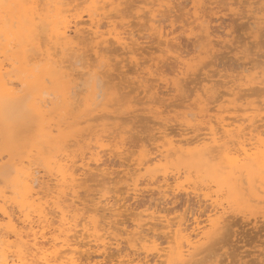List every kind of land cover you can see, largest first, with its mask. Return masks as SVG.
<instances>
[{
    "label": "bare ground",
    "instance_id": "1",
    "mask_svg": "<svg viewBox=\"0 0 264 264\" xmlns=\"http://www.w3.org/2000/svg\"><path fill=\"white\" fill-rule=\"evenodd\" d=\"M130 1L132 2L133 0H0V3L3 4V7H0V103H4V106H5L2 111L4 112L7 119H11L14 122H23L28 117L33 118L34 121L36 122L35 129L32 132L31 131L28 132L29 131V128L27 129L28 126H25L26 127L25 129L23 128L24 129L23 131L27 134L26 135L27 142H25V146L22 145L23 150L21 151L20 154H18L17 157H14L11 153L5 152L4 150L0 151V264H124V263L125 264H221V263L223 264V262L221 260L223 258L217 259L214 256L215 254L211 252L212 246H210V244L213 245L214 242L216 243L217 238H218V241L220 240V242H221V240H222V238L220 239L221 235L223 238L225 237L224 238L225 240L227 239L226 238L227 233H226V235L224 233H225V231L227 232L226 229H228V226L231 224V223L230 224L228 223L229 222L228 219L231 216V214L230 215L228 214L229 217L227 216V213H229L228 212L229 207L225 205L226 201L224 202L225 203L224 204L221 201V199H219V197L214 198V196L212 194H214L216 190L215 191L213 190L214 193H212V194H210L208 191V194L205 195V196H207V197H205V200H206V198H208V196L212 200V202L209 200L211 203V207H212L211 210L209 211L210 213H208L206 218H204L205 220H202L200 218V216L197 215L196 217L193 218L192 224L188 223L189 221H188V218L186 217L185 212H183L182 214H179V215L176 214V217H174V218L170 217L169 216L170 209L164 205L160 206V204H161L160 202H158L160 204H158L157 202H155L153 204V202L151 201L150 204L147 203L149 205H147L146 208L143 207L144 208L143 210H139L140 209L139 207L133 206L132 203H130L129 201H131L130 197H132L134 200L136 198H138V196L141 193V190L143 191V189L140 187V184L143 183V182H141V180H143L141 178L143 176L146 177L145 175L142 174L143 169H145V173H148V175L146 174L148 176L146 178L147 179L149 178V180H147L145 178H144V180L149 181L147 183H149L148 185H151L150 183H153L151 180L154 181V180L158 179L159 177L161 178V176H162V175L159 176L160 173L156 174V173H154V171L152 172V168L154 166L159 165V163H161L163 160H169L170 157H173L172 159H174V157H177V159H180V160L185 161V162L186 161L187 162H189V161H207L210 159L211 160L216 159V160L221 161L224 164H227L226 168L231 169L232 175H235L237 173L242 174V175H248V174L254 175L256 178V181H258V183H259L260 188L264 189V115H263L264 107L263 108L261 106L259 107L258 103H257L258 106L254 105L251 107L250 104L256 103V101L255 102L250 101V103L247 102V103H249V105H248V107H245L246 109L241 108L243 105L239 108V106L237 104L239 98H240L239 101H241L243 99H247L249 96H251V94H254V96H255V92H261V89H263L262 87L264 85V76H263V78H261L260 72L257 70V63L255 64L256 60H254L255 61L254 62L253 60H251V58H250V61L253 62V63H251V66L248 64L250 67L245 66V68H242V70L238 74L236 73L237 75L235 74L236 76L234 78L229 79L230 81L225 80L227 83H232V84L230 86H228L229 87L228 90H226V91L224 90L225 92L224 93L221 92L222 94L220 93L221 98H223L227 95L233 96L231 98L230 102H232V104L235 105L236 110L238 108H239V111L243 109V111H242L243 113H245L244 111L247 110L244 115H240L238 117H236L237 116L236 113H235L236 114L235 117L233 114H232L233 116L230 115L234 118H232V117L227 118L228 115H227V117L226 116H222V117L217 116L218 117L216 119L217 122L215 120H214L215 122L213 120L207 121L208 124H205L204 128L203 127L200 128L198 125H200V123H203L202 119L205 118V115L202 114L204 117H202L201 120H198L197 117L196 118L194 117L195 113L193 114L192 112L184 113V118L181 119V121H179V124L176 123L178 125V126L177 125L176 126L179 127L177 129L170 127L168 121L165 123H162L161 124L162 126H160L159 132H158V134H160V135L158 136L157 132L152 133L153 139H154L153 140L154 142L152 143V145L154 144V147L153 148L152 147L147 148L146 147L147 145H145L146 149L143 148L144 149V156L142 158H140L138 162H137V160H135L134 163L132 162L133 163L132 165L133 166L135 165V167L132 169L134 171H132V172L127 171V170L131 169V168H129V166L131 164L127 160H129V159H130V161L134 160V159L130 158V155L133 154L130 151V148L132 146L128 145V142H129V141H127L128 137L127 138H126V136L122 137V133H121L122 138L119 141L118 146L116 147L117 148L116 152L115 151H111L112 153L109 152L111 155L112 154H114V156L116 155L115 156L116 158L119 157L120 161L118 160L117 165H119L120 167H123V168H121V170L115 169L114 166H111V164L109 165L110 162L107 163V161H105L103 159L104 156L102 155V152L104 151V149H102V148H100V149H102L103 151L101 150V153H100V151L99 150L97 151V149H95V151H92V150L89 151V147L91 149V146H88V149L87 148L86 149L90 152L89 156H87L89 154V152H86L83 149L85 147L81 148V146H80L79 149H83L82 151L80 150V154L75 153V152H78V150L74 152V151H71L70 149H68V147L69 148L71 147V146H68L69 141L72 138H77V136L80 133H82L81 131L84 130L82 127L83 123H88L91 119L93 121L98 120V117H96V115H94V114H96L100 111H103L104 109L107 108V107H103L102 104L104 103L103 101L105 98V91H104L105 85L104 84L108 80L103 81L104 77H103V79L99 77L101 75H104L103 73H105V71H103V69H100V68H103L102 62L108 68V66L111 65L113 61L111 63L106 61V60L103 61L105 56L102 55L101 53L106 52L107 48H109V50L114 49L115 52L117 51V53L120 54V59H118L119 56H118V58L117 57L114 58L113 57L114 54H111V55H113L112 60L115 59V61H118V63L125 61L124 65L125 64L127 65L126 62L127 61L129 62V60H127L129 57H130V62L131 61L133 62V60H134L133 55H137V53L138 54L143 53V50L145 52H148L147 50H145L146 44L144 45L143 50L141 48L142 52H140L138 50V49H140L139 44L141 42L138 43L137 40L139 38L136 40L135 36H137V35H134L133 34L134 32L130 31L133 28H131L129 30L130 31L129 32V31H127V27H129L130 25H128L126 23L120 24L117 21V19L120 18V14H121L120 10L123 9L121 7V5H124L123 3H125V2L128 3ZM135 1H137V0H135ZM144 1H143V3H144ZM201 1L203 3H205L203 0H201ZM224 1L226 2V0H224ZM131 2H130V4H133ZM140 2H141V0H140ZM216 2H218V1H216ZM219 2H221V0ZM228 2L232 4V2H230V0ZM253 2L249 0L250 4H252ZM255 2L257 4L258 1L256 0ZM127 3H125V4H127ZM145 3L148 4L147 2H145ZM153 3H155V2H152V4ZM166 3H167V6H171V4L173 2L171 0H167ZM208 3H210V2H208ZM221 3L223 4V0ZM234 3H236V2H234ZM234 3H233V5H235ZM149 4H150V2H149ZM152 4H150L149 6H152ZM180 4H181V2H180ZM205 4L207 5V3H205ZM218 4L220 5V3H218ZM134 5H136V4H134ZM162 5H163V2H162ZM162 5H160V7ZM201 5H202V8H204L203 6L206 7V5H203V4H201ZM227 5H229V4L227 3ZM241 5H243V3ZM153 6H154V4H153ZM176 6H177V4H176ZM197 6L198 5L195 6V9L193 11V15L190 13L193 10V8H192V10L190 9V11L187 12V14L190 13L192 15V17L190 16L188 19L193 18V20L188 21V22H190V31L193 34V32L195 30V26H196V25H193V23L196 22L199 27L200 26L202 27V30L201 29L200 30L203 33V37H201L202 39L200 38V40L203 41V38H205L206 42L205 41H204V43L198 42L199 44L196 45L195 48H197L200 44L203 43L204 48L205 49L207 48L208 50L211 51L212 49H214L216 47L217 44L224 43V42H226V40L228 41L229 39H227L225 37L222 38L220 33H219L220 35L218 33H216L217 30H211L212 25H209V23H211V22H209L207 20L209 22V23H207L206 18H205V14L207 12L206 13L204 12L205 13L204 15H203V13L201 14L202 10L201 11L198 10L199 8ZM129 7L132 8V6H129ZM243 7H244V5H243ZM128 8L126 9V11L131 9V8L130 9H128ZM169 8H172V6ZM207 8H205L206 10L203 9V11L204 10L207 11ZM157 9H160L159 11L162 10L161 8H157ZM164 9H167L166 5H165ZM176 10H178V9H176ZM188 10H189V8H188ZM247 10H249V9H247ZM162 11H164V10H162ZM167 11L168 10H166V13H167ZM240 11H243V10H240ZM240 11H239V13H240ZM244 11H243V13H244ZM250 11H252V9ZM262 11H263V9H262ZM85 12L88 15V17L86 16V18H88L89 21L86 20V18L84 17L85 15L83 13H85ZM148 12L152 15V18L150 19L151 24H152L151 28L155 29V31H156V33H158V37L160 39V41L158 43L165 45V51L166 52H174V51L176 52L175 48H178L177 46L180 47V41H178L180 36L178 37V36L173 35L175 33V32H173L174 29L172 31L169 30V29H172L174 27L169 28L167 30V28L163 27L164 25L162 27H160V25H162V23H163V22L161 23L160 21H159L160 25L158 22L159 27L157 25L155 26V24L157 22V20H156L157 14H155V11L152 8ZM148 12H146V14ZM122 13H123V11H122ZM125 13L126 12H124V14ZM262 13L263 12H261V14ZM261 14H259V15H261ZM121 15L123 17V14H121ZM145 15H144V17H145ZM162 15H163V13H162ZM162 15H160V17ZM127 16H128V14H127ZM105 17L107 19H109L107 25L110 28L107 26L109 28L108 31L107 30L105 31L104 29H102V27L104 26L103 25L104 23H102V24L100 23V20L102 18L106 19ZM148 17H150V16L146 15L145 18L149 19ZM206 17H207V14H206ZM208 17H209V15H208ZM210 17L212 19V16H210ZM210 17L208 19H210ZM238 19H239V17H238ZM259 19H260V17H259ZM262 19H263V17H262ZM248 20H249V18H248ZM120 22H122V21H120ZM134 22L137 23V21L132 20V24ZM179 22H181V21H179ZM141 23H143V22H141ZM246 24L244 26H247ZM254 24H257V23H254ZM133 25L135 26V23ZM166 25H168V24H166ZM172 25H175V23ZM186 26H188V24H186ZM182 27L183 26H181V29H182ZM249 27H246V29H249ZM254 29H255V27H254ZM135 30H136V28L134 29V31ZM214 31H216V32H214ZM262 31H264V30H262ZM141 32H142V30H141ZM218 32H219V30H218ZM253 32L254 31H252L251 33H253ZM148 34H150V33H148ZM228 34H230V33H228ZM260 34H259V36H260ZM139 35H141V34H139ZM195 36L197 37L199 35H195ZM259 36H257V37H259ZM261 36H262V34H261ZM228 37H229V35H228ZM249 37L250 36H247L246 38L248 39ZM144 38H146V37H144ZM140 39H141V37H140ZM198 40H199V37L197 38V41ZM215 40L217 41V43L215 42ZM258 40L260 41V39H258ZM229 41H231V40H229ZM242 41H244V40H242ZM261 43H262V41L260 42V45H262ZM108 44L111 45V48L109 46H107ZM194 44H195V42H194ZM249 44H248V46H249ZM113 45H115L116 47L113 48L112 47ZM135 45H136V47L137 46L138 47L136 48ZM243 45L245 46V44H243ZM224 46H226V44ZM87 47L91 48V49L89 48V50H92L91 52L94 53V55L96 56L95 58H99L98 60L102 61V62L101 61L98 62V64H99L98 68H97L98 64H96V67H95L94 61L91 62L89 59H87L88 55H89L88 54L89 50H87V52L85 51V48H87ZM217 47H218V45H217ZM252 47H253V44H252ZM154 48L157 49L156 47H154ZM247 48L249 49V47H247ZM103 50H106V51H103ZM216 50H218V48ZM245 50H246V48H245ZM137 51H139V52H137ZM155 52H157V50H155ZM229 52H231V51H229ZM237 52H238V49H237ZM117 53H115V55H117ZM196 54H197V52H196ZM262 54H263L262 56H264V52ZM111 55L109 54V56H111ZM122 55L123 56L124 55H127V56L130 55V56H128V57L126 56L125 57L126 59H125V58H122L123 57ZM210 55H213V54H210ZM245 55H249V54H245ZM138 56H141V55H138ZM148 56H150V55H148ZM163 56H164V54H163ZM85 57H87V58H85ZM180 57H181V54L175 56V58L177 60V62L175 60V63H177L176 65H177L178 70H181L182 64H185L184 59H182ZM211 57H213V56H211ZM143 58H144V56H143ZM90 59L94 60V58H90ZM139 59H141V58H139ZM167 59H169V58H167ZM252 59H255V58H252ZM98 60H96V61H98ZM96 61H95V63H96ZM147 61H148V59H147ZM165 61H166V59H165ZM210 61H211V59H210ZM260 61H261V59L258 60V64L260 63ZM261 62H263V61H261ZM100 63L102 64V66ZM118 63H116V64H118ZM159 63H161V61ZM206 63L204 62V65H203V62H202L201 64L203 66H205ZM148 64H149V61H148L147 65ZM124 65H123V67L125 68L126 65L125 66ZM153 65H154V63H153ZM208 65H206V66H208ZM113 66H114V64H113ZM132 66L133 65L131 64V66H129V67H132ZM175 66L173 67L174 68L173 70H175ZM94 67L97 70L99 69L98 70L99 72L95 71ZM153 67L154 66H151L150 68L147 69V72H145L146 74H148V76L152 77L155 75L156 72L154 73L155 69L153 71V69H152ZM142 68H144V67H142ZM158 68L160 69V67H158ZM187 68L189 69V67H187ZM201 68L202 67H200L199 69H201ZM118 69H119V66H118L117 70ZM133 69H134V67H133ZM162 69H161V71H162ZM196 69H198V68H196ZM114 70H116V69H114ZM175 71H177V70H175ZM141 72H139V74L137 76L138 78H140V76H139L140 74L141 75L143 74V72L142 73ZM166 72H167V70H166ZM171 72H173V71H171ZM178 72H180V71H178ZM145 73H144V75L141 76L142 79H138V78H136L137 80L134 79V80H136L135 82L140 83V84L135 83V84H138L137 85L138 89H139V87H143V86L147 87V85L149 83L148 84H146V83L151 80L150 78H149L150 79L149 81H148V79L143 80L146 78V77L145 78L143 77V76H145ZM86 74H88L89 76H92V77L98 76L100 79L97 78L98 79V80H96L97 82L91 84L90 78L88 76V81L85 80L86 82L84 83V81H82V80ZM119 74H121V73L119 72ZM122 74H123V72H122ZM200 74H201V72H200ZM115 75H116V73H115ZM115 75L113 73L111 75V73H110L109 76H111V77H109L108 75H106L105 77L108 76L110 79H112V78L114 79L115 77H113V76H115ZM187 76H189V75L187 74ZM228 76H231V75H228ZM92 77H91V79H93ZM124 77H127V75H125ZM208 77H210V76H208ZM131 78H133V77H131ZM118 79H121V78H118ZM124 79H126V78H122L123 81L118 80L117 82L121 81L122 83H124V81H125ZM152 79L154 80L153 77H152ZM195 79H193V80H195ZM204 79H207V78H205V76H204ZM128 80H126V81L129 82ZM212 80H210L208 78V82L212 81ZM110 81H108V83ZM169 81H170V79H169ZM48 82H50V84H52L53 87H50L51 85L48 86V84H49ZM87 82H89V84H86ZM171 83H172V81L170 82V84ZM129 84H131V83L129 82ZM198 84L200 85L201 83H198ZM123 85L126 86V84H123ZM221 85H223V84H221ZM257 85L258 86L260 85L259 88L257 87ZM261 85H262V87H261ZM129 86H131V85H129ZM134 86H136V85H134ZM182 86H183V83H182ZM213 86H215V85H213ZM118 87H119V85H118ZM151 87L152 88L148 87V89H145L146 91H144V90L143 91L146 93V92H150L151 89L155 90V88H156L155 85H151ZM158 87L160 88V86H158ZM158 87H157V89H158ZM211 87L212 86H210V88ZM120 88H121V86H120ZM184 88L185 87H183V89ZM199 88H200V86H199ZM256 88L259 89V91H257ZM133 89L134 88L132 86L131 90H133ZM141 89H143V88H141ZM157 89L154 92H155V94L158 95V94H160V92L162 90H160V92H158L159 90H157ZM131 90L129 92L128 91L127 92L131 94ZM134 90L132 92H134ZM147 90H150V91H147ZM166 90L167 89H165V91ZM138 91H137V93H138ZM242 91H244V94L243 93L240 94ZM174 92H175V90H174ZM141 93L142 92H140V94ZM218 93L219 92L216 93L217 99H215V101H219L221 99V98L218 99V97H220V96H218ZM262 93L264 94L263 90H262ZM129 95L127 94V96H129ZM134 96L137 97L138 94L134 95ZM144 96H145V94H144ZM144 96H143V98H144ZM178 96L180 97V94ZM203 96H204V94H203ZM156 97H155V99H158L160 96H158V98H156ZM183 97H185V96H183ZM187 98H188V95H187ZM211 98L213 100V97H211ZM215 98H216V95H215ZM256 98H258V97H256ZM136 99L137 100H135V98L132 99V102L130 100V103H132V106H130L131 108L135 107V105H136L135 103H137V104L142 103L143 104V103L149 101V100H145L144 102L142 100L140 101L138 97ZM140 99H142V98H140ZM153 99H152L153 103L154 102L158 103L159 101L161 102V100H158V102H157ZM159 99H161V97ZM126 100L128 101L129 98L128 99L125 98V101H124L125 104H126ZM133 100H134V102H133ZM152 101L150 100L149 102H152ZM200 101H201V103L203 102V100H200ZM160 102H159V106H157L156 109L161 108ZM212 102H210V103H212ZM156 103H155V105H156ZM175 104H176V101H175ZM103 105H105V103ZM112 105L113 104H111V107H112ZM123 105H124V103H123ZM162 105H164V104H162ZM105 106H108V104ZM136 106H139V105H136ZM170 106L171 105L168 104L169 109H171ZM181 106L182 105H180V107ZM189 106L192 107V105H189ZM249 106L251 107V111L253 112V114L252 113L248 114V112L250 113V111H248V109H250ZM165 107H167V106H165ZM185 107L186 106H184V108ZM76 108L77 109L79 108L80 110L83 111L82 112L83 114L81 113V115H83V116L80 117L79 120L73 119L72 122H69V121L67 122V120H65V122H64L63 119H61L62 116H65L67 113L75 110ZM143 108H145V107H143ZM212 108H214V107H212ZM194 109L196 110L197 108H194ZM138 110L136 109V111H138ZM140 110H142V109H140ZM204 110H205V108H204ZM212 110H215V109H212ZM113 111L115 112V110H113ZM116 111H117V109H116ZM221 111L223 112L224 110H221ZM119 112H121V111H119ZM218 112H220V111H218ZM104 113H105V111H104ZM179 113H181V112H179ZM118 114L119 113H117V116H118ZM127 114H128V112H127ZM188 115H191L192 117L190 118ZM196 115L197 114H195V116ZM202 115L198 114V116H202ZM91 116L92 117L94 116V118H92ZM107 116H109V115H107ZM145 116H147V115H145ZM59 117H60V119H59ZM127 117H122V119H125V118L127 119ZM142 117L144 119V116H141V119H142ZM148 118L150 120L151 116H148ZM170 118H168V120ZM139 120L140 119H138V121ZM171 120H173V118H171ZM176 121H178V120H176ZM141 122H142V120H141ZM207 122H205V123H207ZM213 122L218 123V124L215 126V124H212ZM32 123L30 126H32ZM135 123H138V122H135ZM135 123H134V125H135ZM156 123L157 122H155V124ZM160 123L161 122L159 121L158 124L160 125ZM145 124H146V122H145ZM18 125H20V124H18ZM171 125H173V124H171ZM23 126H21V127H23ZM124 126H125V124H124ZM148 126H149V124H148ZM32 127H34V126H32ZM144 127H146V126L144 125ZM116 128H118V127H116ZM105 129L108 130L107 128H105ZM124 129L125 128H123V131H124ZM136 129H137V127H136ZM155 129H157V128H155ZM247 129H250V132L247 133V131H245ZM98 130L99 129H97V131ZM108 132H110V131H107L106 134ZM116 132H117V130H116ZM90 133H91V131H90ZM113 133H114V130H113ZM123 133H126V131ZM0 134H2L1 131H0ZM111 134L112 133H109V135H111ZM88 135H90V134H88ZM118 135L114 134L113 136H115V138H116V136L118 137ZM84 136H85V134H84ZM130 136H132V135H130ZM137 136H138V134H137ZM104 137H106V136H104ZM91 139H93V138H91ZM159 139H163V141L159 142V143L158 142L155 143V140L157 141ZM1 140L2 139H0V141ZM99 143H100L99 146H103V144H104V143H102V141H100ZM74 144H76V143H74ZM81 145L84 146L83 144H81ZM140 145H142V143H140ZM148 146H149V144H148ZM104 152H106V151H104ZM128 152H131L132 154L130 153V155H127L129 157L125 156V158L127 160L123 159L124 155L128 154ZM133 152L135 153L134 150H133ZM7 156L9 157V160L5 161ZM11 161H14V164L12 163L13 165L7 166L8 162H11ZM114 162H116V161H114ZM162 169L163 168H160L158 170H162ZM201 171H202V169H201ZM122 172L125 174L126 179H125L124 175H122L123 177L120 176L119 179H121V178L125 179V180L121 179V181L124 182L123 183L124 186L119 187V189L117 191H115V193L117 194V195L115 194L116 195L115 197H110V195L108 196L107 194L109 193V190L105 189V188H108V186H105V185H108V183L113 184L114 182H117L119 184V179L117 180V178H118L119 174H121ZM169 172L171 173V170H169ZM168 173H163L162 179L155 181V182L160 181L159 184H158V182L156 183V185L158 184L156 189H158V192L161 194V197H162L161 199H165V200H167L169 198V196H171V194H173L176 197V196H178V195H176L178 192H180V191L184 192V190L186 191V189L184 187V186H186V184L185 185L183 184V181L181 180L180 173L176 172L177 174L173 175L172 180L169 177L171 175L170 174L168 175ZM172 174H173V172H172ZM157 176H159V177L157 178ZM100 177H102V178H100ZM1 178L2 179L5 178V179L1 180ZM95 180H98L100 183L102 182L104 185H102V183L99 184V182H97V183L99 185H101L102 188L104 187V189H103V191H100V192H99V190L97 191L98 194L101 193L100 196H98L96 193L95 194L97 196L94 195V193H91V194H93L94 197L89 196L90 198H92L91 201H93L92 206L89 207L88 205H85L88 202L86 200L88 198L85 199L87 201L85 203L82 200L84 197L81 198V196H80V194H81L80 190H84V188H86V187H84V185L88 181L89 182H91V181L95 182ZM2 181H4L3 184H1ZM193 181L194 180H192V182ZM89 182H88V185H89ZM244 182H246V184H247V181H244ZM147 183L145 182L146 185H147ZM194 183L195 182H193V184ZM118 184H115V185H118ZM194 186L195 185H193V188L195 189ZM196 186H197V184H196ZM208 186L210 187V186H212V184L208 185ZM82 187H84V188H82ZM199 187L201 188V185H199ZM100 188L101 187H99V189ZM120 188H122V189H120ZM188 188H189V186H188ZM230 188H231V192L233 194V192L235 191V188H233V187H230ZM86 189L88 190L89 188H86ZM111 189L112 188L110 187V192H112L113 190H116L117 188L116 189L113 188L112 191H111ZM198 189L199 188H197V190ZM206 189H209V188H206ZM104 190H105V193H103ZM188 190L186 192H188ZM106 191H108V193H106ZM194 191H196V190H194ZM217 192H218V190H217ZM222 192H223V189H222ZM260 192H262V191H260ZM246 193L247 192H245V194ZM125 194L126 195L128 194V196H123ZM188 194H190V192H188ZM217 194L218 193H216L215 195L217 196ZM85 195H87V194L85 193ZM218 196H219V194H218ZM220 196L222 197V195H220ZM241 196H243V195H240L238 198L240 199ZM95 197H97V198H95ZM198 197H200V196H198ZM170 199H171V197H170ZM134 200H132V202H134ZM250 200H252V198H250ZM135 201H137V199ZM174 201H175V199H174ZM174 201H172V202H174ZM254 201H256V200H254ZM263 202H264V200H263ZM162 203H164V202H162ZM257 203H262V202L259 201ZM81 204H83V207H84V205L88 206V208L82 207L83 209H87L85 212H82V214L78 211L81 209V208H79V205H81ZM145 204H146V202H145ZM138 206H140V204H138ZM141 207H142V205H141ZM229 211H231V210H229ZM259 211H258V213L260 215L262 214L260 212H264V211H260V212ZM233 217H234V215H233ZM239 219H241V218H239ZM233 221H235V220H233ZM238 221H240V220H238ZM127 223H129L128 226L126 225ZM232 223H234V222H232ZM235 224H237V223H235ZM120 225L122 227L123 226H126V227L122 228ZM80 226L82 227V229L79 230L78 227H80ZM232 226H229V227H232ZM245 226H243V227H245ZM158 229H164L165 230L163 236H165L167 238H165L166 241H165V243L164 242L163 243L166 245H162L163 244L162 241L159 242L158 237L161 235L160 232L163 233L164 230L160 231ZM121 230H123V232H121V233H123V234L126 233L125 234V235H127L126 238L122 237V235L120 233ZM228 230H230V228ZM79 231L82 233H80ZM154 231H158V235L159 234L160 235L158 236L157 232L155 233ZM229 232H228V237H232L233 232L232 233L230 232L231 236H229L230 235ZM254 233L256 234V232H254ZM85 235H87V237H92V238L90 240H87L86 242L77 240L79 237L85 236ZM223 235H225V236H223ZM87 237H84V239H86ZM161 237H159V238H161ZM262 237H263V235H262ZM224 239H223V243L221 242L222 245L225 244V242H226V241H224ZM218 241H217V243L219 244ZM247 241H246V243L250 244V242L248 243ZM92 242L94 243L95 248L93 247ZM123 242L125 243L124 244L125 246H122ZM251 242H252V240H251ZM126 243L128 244V246H126ZM228 243H229V240H228V242H226V244H228ZM218 244H215V246ZM234 245L235 244H233V246ZM208 246L211 247V248L209 247L211 251L208 250L209 249ZM83 247L85 249H83ZM218 247L220 248V246H218ZM234 247H240V246H234ZM234 247H233V249H234ZM93 248L95 251L92 250V252L93 253L96 252L95 255H92L93 253H91L89 251ZM113 249L116 250V253L114 254V251H115L114 250L112 252L113 254H110L111 252H109V251L113 250ZM237 249L238 248H236L235 251ZM216 250H218L217 247H216ZM235 251L233 253H237ZM83 252H86L87 255H84L85 253L83 254ZM232 252H231V254H232ZM216 253H217V251H216ZM131 254L133 256H131ZM222 254H224V253L222 252ZM136 255H138V256L136 257ZM233 255L236 256V254H233ZM229 256H231V255H229ZM235 256H233V258ZM241 256L243 257V255H241ZM98 257H101V258L103 257L104 260L106 259V261L100 262V259H98ZM106 257H108V260ZM133 257H136V258H133ZM225 258H227V257H225ZM238 258L236 261H238ZM225 260L226 259H224V261ZM231 260H232V258H231ZM254 260H252V261H254ZM232 261L234 262L235 260L233 259ZM263 262L260 261L259 264H261V263L264 264ZM241 264H242V261H241ZM257 264H258V261H257Z\"/></svg>",
    "mask_w": 264,
    "mask_h": 264
},
{
    "label": "rangeland",
    "instance_id": "2",
    "mask_svg": "<svg viewBox=\"0 0 264 264\" xmlns=\"http://www.w3.org/2000/svg\"><path fill=\"white\" fill-rule=\"evenodd\" d=\"M135 0H133L131 3H133V4H130V2H125V3H127V4H125V3H123L124 5H121V7L123 8V9H121L120 10V12H121V14H123V17H122V15L120 14V18H118L117 19V21L120 23V24H124V23H126V24H128V25H130L129 27H127V31H129L131 28H133V29H131L130 31H132V32H134L133 34L134 35H137V36H135L134 38L137 40L138 38V43H140L139 45V48L140 49H138L140 52H142V50L144 49L143 47H144V45H145V50H147L148 52H145L144 50H143V53H137V52H139V51H137L136 53H137V55H133V58H134V60H133V62L131 63L130 62V57L127 59V60H129V62L127 61L126 63H127V65H126V67L124 68L123 67V65H124V63H125V61L124 62H119L118 63V61H115V59L114 60H112L113 59V57L115 58V57H117L118 58V56H119V58L118 59H120V54H118L117 53V51L115 52L114 51V49L112 50V49H110L109 50V48H107L106 50H103V51H106V52H102L101 54L102 55H104L105 56V58H104V60L103 61H108V62H112V64L111 65H109L108 66V68H107V66H105V64L102 62V64H103V68H100V69H103V71H105V73H103L104 75H101L100 73V75L101 76H99L100 78H102L103 79V77H104V79H103V81L105 80V81H110L109 83H108V81L104 84L105 86H104V91H105V98H104V103H105V105H107L108 104V106H105V105H103L102 104V106L103 107H107L106 109H104L103 111H100V112H98V113H96V114H94V115H96V117H98V120H95V121H93L92 119L88 122V123H83V125H82V127H83V129L84 130H82L81 132L82 133H80L78 136H77V138H72L70 141H69V144H68V146H71L70 148L68 147V149H70L71 151H77L78 150V152H75L76 154H80V150L82 151L83 149H84V151H86V152H89V151H95V149H97V151L99 150L100 151V153H101V150L102 149H104V151H106V152H104L103 150V152H102V155L104 156L103 157V159L105 160V161H107V163H109V165L111 164V166H114L115 167V169H117V170H121V168H123V167H120L119 165H117L118 164V160L120 161V159H119V157L118 158H116L115 156H114V154H110L109 152H111V151H115L116 152V150H117V146H118V144H119V141L121 140V138L122 137H125L126 136V138L128 139H126L127 141H129L128 142V145L129 146H132L131 148H130V151L133 153H131V152H128V154H125L124 155V158L123 159H126L125 158V156H127V155H130V153L132 154V155H130V158H132V159H134L133 161L131 160L130 161V159L129 160H127V161H129V163L131 164L130 166H129V168H131L130 170H127V171H129V172H132V171H134V170H132L134 167H135V165L133 166L132 164L134 163V161L135 160H137V162L139 161V159L140 158H142L143 156H144V149H146V147L147 148H153L154 147V144L152 145V143L154 142L153 140V134L152 133H155V132H157V135L159 136L160 134H158V132H159V128H160V126H162L161 124L162 123H165V122H167L168 121V123H169V126L170 127H173V128H179V127H177L178 125L176 124V123H178L179 124V121H181V119H183L184 118V113H189V112H192L193 114L195 113V114H197L196 116H195V114H194V117L196 118L197 117V119L198 120H201V118L202 117H204L203 115H205V118H203L202 119V121H203V123H200V125H198L200 128H204V125L205 124H208V122L207 121H216V119L218 118L217 116H226L227 117V115H228V117L227 118H231L233 115H234V117L236 116V114H237V116L236 117H238V116H240V115H244L245 113H246V111L247 110H245L244 112L245 113H243L242 111H243V109H246L245 107H248V105H249V103H250V101L252 102V101H256V103H251L250 104V106L252 107V106H254V105H257V103L259 104V107L261 106L262 108L264 107V94L262 93V90H263V92H264V85H263V87H262V85H261V87L263 88V89H261V92H255V96H254V94H251V96H249L247 99H243V100H241V101H239V99H238V102H237V104H238V106H239V108L241 107V108H243L242 110H240L239 111V108L236 110V108H235V105L234 104H232V102H230V100H231V98L233 97V96H230V95H227V96H225V97H223V98H221V95H220V93L222 92V93H224L226 90H228V86H230L232 83H227L226 81L228 80V81H230L229 79L231 78H234L241 70H242V68H245V66H251V63H253L252 61H250V58H251V60H256V62H255V64L257 63V70L260 72V75H261V78H263V76H264V56H262L263 54V52H264V31H262V30H264V0H257L258 2H257V4H256V0H250V1H254L252 4H250L249 3V0H230V2H232V4L231 3H229L227 0H226V2L223 0V4L221 3L222 2V0H221V2H219L220 0H203L205 3H207V5L205 4V3H203L201 0H171L173 3L171 4V6H172V8H169V7H171V6H167V3H166V1L167 0H141V2H140V0H137V1H135ZM143 1H144V3H143ZM165 1V2H164ZM175 1V2H174ZM199 3H198V2ZM207 1V2H206ZM215 1V2H214ZM216 1H218V2H216ZM236 2V3H234V2ZM145 2H147L148 4H146ZM149 2H150V4H152V2H155V3H153L154 4V6H153V4H152V6H149L150 4H149ZM162 2H163V5H162ZM180 2H181V4H180ZM202 2V3H201ZM208 2H210V3H208ZM225 2V3H224ZM238 2V3H237ZM203 4V5H206V7L205 6H203L204 8H202V5L201 4ZM218 3H220V5L218 4ZM227 3L229 4V5H227ZM233 3L235 4V5H233ZM243 3V5H244V7H243V5H241ZM134 4H136V5H134ZM176 4H177V6H176ZM198 5L197 7L199 8L198 10H202L201 11V14L203 13V15L206 13L207 14V17H206V14H205V18H206V22L207 23H209V22H211V23H209V25H212L211 26V30H217V32L216 31H214V32H216V33H220L221 34V36H222V38H227V39H229V40H231V41H227L226 40V42H224V43H221V44H217L218 45V47H217V45H216V47L214 48V49H212L211 51L210 50H208L207 48L205 49L204 48V46H203V43H204V41H205V38H203V41H201L200 40V38L201 37H203V33H202V27L200 26H198V24L195 22V23H193V25H196L195 26V30H194V32H193V34L191 33V31H190V22H188V21H191V20H193V18H190V19H188L190 16L192 17V15H193V11H194V9H195V6L196 5ZM200 4V5H199ZM225 4V5H224ZM132 6V8L131 7H129V6ZM134 5V6H133ZM157 5V6H156ZM159 5V6H158ZM160 5H162L161 7H160ZM165 5H166V8L167 9H164L165 8ZM174 5V6H173ZM195 5V6H194ZM255 5V6H254ZM127 6V7H126ZM201 8H200V7ZM214 6V7H213ZM219 6V7H218ZM129 7V8H128ZM144 7V8H143ZM175 7V8H174ZM177 7V8H176ZM185 7V8H184ZM208 7V8H207ZM212 9H211V8ZM130 9V10H127L126 11V9ZM147 8V9H146ZM153 9L154 11H155V14H157L156 15V20H157V22H156V24H155V26L157 25L158 26V22L160 21L161 23H162V25H160V22H159V25H160V27H162L163 25V27H165V28H167V30L169 29V28H172V27H174V28H172V29H169V30H173V32H175L173 35H175V36H180L179 37V39H178V41H180V47L179 46H177L178 48H175L176 49V52L174 51V52H166L165 51V45L164 44H160V43H158L159 41H160V39H159V37H158V33H156V31H155V29L154 28H151V21H150V19L152 18V15L148 12L150 9ZM157 8H161L162 10H164V11H159L160 9H157ZM180 8V9H179ZM182 8V9H181ZM188 8H189V10H188ZM192 8H193V10H192ZM205 8H207V11H205L206 9ZM246 8V9H245ZM157 9V10H156ZM170 9V10H169ZM176 9H178V10H176ZM190 9L192 10L190 13L192 14H187V12L188 11H190ZM203 9H205L204 11H203ZM247 9H249V10H247ZM252 9V11L254 12H252V11H250ZM262 9H263V11H262ZM166 10H168L167 11V13H166ZM209 10V11H208ZM240 10H245L244 11V13H243V11H240ZM122 11H123V13H122ZM158 11V12H157ZM173 11V12H172ZM182 11V12H181ZM184 11V12H183ZM211 11V12H210ZM236 11V12H235ZM238 11V12H237ZM239 11H240V13H239ZM250 11V12H249ZM114 12V11H113ZM124 12H126L125 14H124ZM146 12H148L147 14H146ZM160 12V13H159ZM205 12V13H204ZM261 12H263L262 14H261ZM132 13V14H131ZM162 13H163V15H162ZM165 13V14H164ZM185 13V14H184ZM242 13V14H241ZM85 16V18H86V16L88 17V15H87V13L85 12V13H83ZM127 14H128V16H127ZM147 16H150V17H148L149 19H146L145 17H146V15ZM150 14V15H149ZM174 14V15H173ZM241 14V15H240ZM244 14V15H243ZM259 14H261V15H259ZM135 15V16H134ZM140 15V16H139ZM144 15H145V17H144ZM160 15H162L161 17H160ZM172 17H171V16ZM177 15V16H176ZM208 15H209V17L210 16H212V19H211V17H210V19H208L209 17H208ZM137 16V17H136ZM139 16V17H138ZM176 16V17H175ZM179 16V17H178ZM142 19H141V18ZM144 17V18H143ZM238 17H239V19H238ZM253 17V18H252ZM259 17H260V19H259ZM262 17H263V19H262ZM104 18V17H103ZM101 19L100 20V23L102 24V23H104L103 25V27H102V29H104L105 31L107 30H109V26L107 25V23H108V20L109 19H107L106 17V19ZM124 18V19H123ZM134 18V19H133ZM139 18V19H138ZM160 20H159V19ZM162 18V19H161ZM170 18V19H169ZM187 18V19H186ZM238 20H237V19ZM248 18H249V20H248ZM258 18V19H257ZM176 21H175V20ZM214 19V20H213ZM86 20H88L89 21V19L88 18H86ZM104 20V21H103ZM132 20L133 21H137V23L136 22H134L135 23V26L132 24ZM139 20V21H138ZM148 20V21H147ZM209 22H208V21ZM211 20V21H210ZM246 20V21H245ZM259 20V21H258ZM120 21H122V22H120ZM130 21V22H129ZM172 21V22H171ZM174 21V22H173ZM179 21H181V22H179ZM139 22V23H138ZM141 22H143V23H141ZM170 22V23H169ZM175 23V25H172V24H174ZM199 23V22H198ZM247 23V24H246ZM254 23H257V24H254ZM142 24V25H141ZM166 24H168V25H166ZM186 24H188V26H186ZM247 25V26H244V25ZM252 24V25H251ZM133 25V26H132ZM192 25V24H191ZM251 25V26H250ZM254 25V26H253ZM106 26V27H105ZM109 28H108V27ZM144 26V27H143ZM149 26V27H148ZM181 26H183L182 27V29H181ZM250 26V27H249ZM159 27V26H158ZM176 27V28H175ZM188 27V28H187ZM218 27V28H217ZM246 27H249V29H246ZM254 27H255V29H254ZM258 27V28H257ZM107 28V29H106ZM136 28V30L134 31V29ZM140 28V29H139ZM147 30H146V29ZM216 28V29H215ZM201 29V30H200ZM254 29V30H253ZM140 30V31H139ZM141 30H142V32H141ZM218 30H219V32H218ZM129 31V32H130ZM139 31V32H138ZM145 31V32H144ZM147 31V32H146ZM187 31V32H186ZM201 31V32H200ZM252 31H254L253 33H251ZM154 32V33H153ZM223 32V33H222ZM138 33V34H137ZM148 33H150V34H148ZM156 33V34H155ZM228 33H230V34H228ZM262 34V36H261V34ZM139 34H141V35H139ZM147 36H146V35ZM154 34V35H153ZM192 34V35H191ZM219 34V35H220ZM226 36H225V35ZM259 34H260V36H259ZM157 35V36H156ZM172 35V34H171ZM195 35H199V36H195ZM228 35H229V37H228ZM192 36V37H191ZM247 36H250L248 39L246 38ZM257 36H259V37H257ZM140 37H141V39H140ZM144 37H146V38H144ZM199 37V40L197 41V38ZM155 40H154V39ZM159 39V40H158ZM190 39V40H189ZM192 39V40H191ZM202 39V38H201ZM258 39H260V41L258 40ZM146 40V41H145ZM150 40V41H149ZM242 40H244V41H242ZM258 40V41H257ZM156 41V42H155ZM246 41V42H245ZM262 41V45H260V42ZM146 42V43H145ZM182 42V43H181ZM194 42H195V44H194ZM200 42H203L202 44H200L197 48H195L196 47V45H198ZM206 42V41H205ZM215 42L217 43V41L215 40ZM259 44H258V43ZM197 43V44H196ZM250 43V44H249ZM110 44V43H109ZM107 45V46H109L110 48H111V45ZM226 44V46H224ZM243 44H245V46L243 45ZM248 44H249V46H248ZM252 44H253V47H252ZM138 45V44H137ZM151 45V46H150ZM243 45V46H242ZM255 45V46H254ZM142 46V47H141ZM149 46V47H148ZM221 46V47H220ZM238 46V47H237ZM249 47V49L247 48V47ZM262 46V47H261ZM113 48L114 47H116L115 45H113L112 46ZM135 47H136V45H135ZM138 47V46H137ZM136 47V48H137ZM153 47V48H152ZM154 47H156L157 49H155ZM164 49H163V48ZM183 49H182V48ZM226 47V48H225ZM231 47V48H230ZM89 48L90 47H87V48H85V51L87 52V50H89ZM141 48H142V50H141ZM218 48V50H216ZM231 50H230V49ZM236 50H235V49ZM244 48V49H243ZM245 48H246V50H245ZM91 49V48H90ZM159 49V50H158ZM174 49V48H173ZM233 49V50H232ZM237 49H238V52H237ZM253 51H252V50ZM109 50V51H108ZM155 50H157V52H155ZM184 50V51H183ZM208 50V51H207ZM251 50V51H250ZM92 50H89V55H88V58L87 57H85V58H87V59H89L91 62L92 61H94V64H95V67H96V64H98V62H100L98 59L99 58H95L96 56L94 55V53L93 52H91ZM117 53V55H115V53ZM197 52V54H196V52ZM203 51V52H202ZM229 51H231V52H229ZM233 51V52H232ZM248 51V52H247ZM257 51V52H256ZM259 51V52H258ZM262 51V52H261ZM111 52V53H110ZM120 52V51H119ZM210 52V53H209ZM241 52V53H240ZM245 52V53H244ZM145 53V54H144ZM150 53V54H149ZM181 54V57L180 58H182V59H184V63L186 64H182V68H181V70H178V68H177V63H175V60H176V58H175V56L176 55H180ZM203 55H202V54ZM215 53V54H214ZM94 56H92V55ZM109 54L111 55V54H114V56L113 55H111V56H109ZM163 54H164V56H163ZM201 54V55H200ZM210 54H213V55H210ZM245 54H249V55H245ZM253 54V55H252ZM256 54V55H255ZM138 55H143L144 56V58H143V56L141 57V56H138ZM148 55H150V56H148ZM168 55V56H167ZM185 55V56H184ZM259 55V56H258ZM103 56V57H104ZM113 56V57H112ZM123 56V55H122ZM127 55H124L122 58H125ZM128 56H130V55H128ZM127 56V57H128ZM170 56V57H169ZM211 56H213V57H211ZM146 57V58H145ZM173 57V58H172ZM196 57V58H195ZM211 57V58H210ZM90 58H94V60L93 59H90ZM107 58V59H106ZM121 58V59H122ZM139 58H141V59H139ZM155 58V59H154ZM167 58H169V59H167ZM172 58V59H171ZM191 58V59H190ZM241 58V59H240ZM244 58V59H243ZM252 58H255V59H252ZM257 58V59H256ZM126 59V58H125ZM147 59H148V61H149V64L147 65V63H148V61H147ZM165 59H166V61H165ZM210 59H211V61H210ZM214 59V60H213ZM261 59V61H263V62H261L260 61V63L258 64V60H260ZM263 59V60H262ZM96 60H98V61H96ZM161 61V63H159L160 61ZM246 60V61H245ZM95 61H96V63H95ZM164 61V62H163ZM171 61V62H170ZM245 61V62H244ZM147 62V63H146ZM163 62V63H162ZM176 62H177V60H176ZM203 62V65H204V62L206 63V65H208V66H203L201 63ZM209 62V63H208ZM212 64H211V63ZM116 63H118V64H116ZM129 63V64H128ZM136 65H135V64ZM153 63H154V65H153ZM194 65H193V64ZM218 63V64H217ZM101 64V63H100ZM102 64H101V66H102ZM113 64H114V66H113ZM131 64L133 65L132 67H129V66H131ZM143 64V65H142ZM151 64V65H150ZM158 64V65H157ZM163 64V65H162ZM168 64V65H167ZM249 64V65H248ZM124 65V66H125ZM142 65V66H141ZM146 67H145V66ZM150 65V66H149ZM176 65V66H175ZM185 65V66H184ZM202 65V66H201ZM98 66H99V64L97 65V68H98ZM118 66H119V69L117 70V68H118ZM128 66V67H127ZM151 66H154L152 69H153V71H154V69H155V71H154V73H155V75L154 76H152L153 78H154V80L152 79V77L151 76H148V74H146L145 72H147V69L148 68H150ZM156 66V67H155ZM175 66V70H177V71H175V70H173L174 67ZM249 66V67H250ZM94 67V68H95ZM133 67H134V69H133ZM142 67H144V68H142ZM158 67H160V69L158 68ZM163 69H162V68ZM187 67H189V69L187 68ZM200 67H202L201 69H199ZM204 67V68H203ZM208 67V68H207ZM246 67V68H247ZM111 68V69H110ZM129 68V69H128ZM141 68V69H140ZM196 68H198V69H196ZM207 68V69H206ZM114 69H116V70H114ZM131 69V70H130ZM158 69V70H157ZM161 69H162V71H161ZM195 69V70H194ZM215 69V70H214ZM95 71H98L96 68L94 69ZM120 70V71H119ZM127 70V71H126ZM135 70V71H134ZM160 70V71H159ZM166 70H167V72H166ZM184 72H183V71ZM200 70V71H199ZM211 72H210V71ZM215 72H214V71ZM118 71V72H117ZM131 71V72H130ZM143 72V74L142 75H144V73H145V76H143L145 79H143V80H147L148 79V81L149 82H147L146 84H148L147 85V87H139V89H138V87H137V85L138 84H140V83H138V82H135L137 79L136 78H138L137 76H138V74H139V72ZM171 71H173V72H171ZM178 71H180V72H178ZM194 71V72H193ZM99 72V71H98ZM119 72L121 73V74H119ZM122 72H123V74H122ZM141 72V73H142ZM158 72V73H157ZM200 72H201V74H200ZM209 72V73H208ZM111 73V75H112V73L115 75V73H116V75L115 76H113V77H115L113 80L112 79H110L109 77H111V76H109V74ZM118 73V74H117ZM166 73V74H165ZM222 73V74H221ZM237 73V74H236ZM262 73V74H261ZM187 74L189 75V76H187ZM198 74V75H197ZM208 74V75H207ZM220 76H219V75ZM225 74V75H224ZM236 74V75H235ZM106 75H108L107 77H105ZM125 75H127V77H124ZM141 74L139 75L140 76V78H138V79H142V76ZM216 75V76H215ZM223 75V76H222ZM228 75H231V76H228ZM88 74H86L85 75V77H83V80L82 81H84V83L86 82V81H88ZM204 76H205V78H207V79H204ZM208 76H210V77H208ZM91 77L92 76H89V78H90V81H91V84H93V83H96L97 81L96 80H98L97 78H99L98 76L96 77V76H94V77H92L93 79H91ZM121 78V79H118V78ZM131 77H133V78H131ZM148 77V78H147ZM158 77V78H157ZM188 77V78H187ZM96 78V79H95ZM99 78V79H100ZM106 78V79H105ZM122 78H126V79H124L125 81H124V83H122L121 81H119V82H117L118 80H122ZM129 80H128V79ZM150 78V79H149ZM158 80H157V79ZM180 78V79H179ZM187 78V79H186ZM192 78V79H191ZM196 78V79H195ZM208 78L210 79V80H212V81H209L208 82ZM133 79V80H132ZM134 79H136V80H134ZM156 79V80H155ZM169 79H170V81H169ZM182 79V80H181ZM193 79H195V80H193ZM86 80V81H85ZM126 80H128L131 84H129V82H127ZM131 80V81H130ZM181 80V81H180ZM188 80V81H187ZM203 80V81H202ZM217 80V81H216ZM226 80V81H225ZM123 81V80H122ZM172 81V83L170 84V82ZM187 81V82H186ZM134 82V83H133ZM166 82V83H165ZM196 82V83H195ZM212 82V83H211ZM223 82V83H222ZM49 84H48V86H50V87H53V85L52 84H50V82H48ZM83 83V84H84ZM119 85V87H118V85ZM122 83V84H121ZM129 85H131V86H129ZM135 83H138V84H135ZM169 83V84H168ZM182 83H183V86H182ZM187 83V84H186ZM198 83H201L200 85L198 84ZM211 83V84H210ZM214 83V84H213ZM217 85H216V84ZM86 84H89V82H87ZM123 84H126V86L125 85H123ZM164 84V85H163ZM221 84H223V85H221ZM134 85H136V86H134ZM150 85V86H149ZM151 85H155L156 86V88H155V90L157 89V87L158 86H160V88L158 87V89L157 90H159L158 92H160V90H162L161 92H160V94H155V90H152L151 89V91L150 90H147V91H150V92H144V91H146L145 89H148V87H150V88H152L151 87ZM185 85V86H184ZM213 85H215V86H213ZM120 86H121V88H120ZM132 86H133V88L135 89H133L134 90V92H132L133 90H131L132 89ZM166 86V87H165ZM198 86V87H197ZM199 86H200V88H199ZM210 86H212L211 88H210ZM222 86V87H221ZM224 86V87H223ZM260 86V85H259ZM259 86L257 85V87L259 88ZM126 87V88H125ZM163 87V88H162ZM174 87V88H173ZM183 87H185L184 89H183ZM214 87V88H213ZM256 87V86H255ZM119 88V89H118ZM125 88V89H124ZM141 88H143V89H141ZM149 88V89H150ZM162 88V89H161ZM171 88V89H170ZM121 89V90H120ZM139 91H138V90ZM165 89H167L166 91H165ZM187 89V90H186ZM221 89V90H220ZM131 90V94L130 93H128L129 91ZM144 90V91H143ZM174 90H175V92H174ZM193 90V91H192ZM223 90V91H222ZM225 90V91H224ZM256 90L257 91H259V89H257L256 88ZM128 91V92H127ZM136 91V92H135ZM137 91H138V93H137ZM192 93H191V92ZM125 92V93H124ZM140 92H142L141 94H140ZM180 92V93H179ZM184 92V93H183ZM188 92V93H187ZM217 92H219L218 93V96H220V97H218V99L219 98H221L219 101H215V99H217ZM149 93V94H148ZM168 93V94H167ZM173 93V94H172ZM191 93V94H190ZM204 94V96H203V94ZM221 93V94H222ZM244 94V91H242L240 94ZM246 93V92H245ZM127 94L129 95V96H127ZM138 94V98H139V100L141 101H145V100H151L152 101V99L153 100H155V101H157L158 102V100H161V102H160V106H161V108H158V109H156V107L157 106H159V102L158 103H156V102H154L153 103V101L152 102H145V103H141V104H137V103H135L136 105H139V106H136L135 105V107L134 108H131L130 106H132V103H130V100H131V102H132V99H134L135 98V100H137L136 98V96H134V95H137ZM140 94V95H139ZM144 94H145V96H144ZM148 94V95H147ZM180 94V97L178 96ZM188 95V98H187V95ZM124 95V96H123ZM147 95V96H146ZM182 95V96H181ZM215 95H216V98H215ZM259 95V96H258ZM261 95V96H260ZM143 96H144V98H143ZM154 96V97H153ZM157 96V97H156ZM158 96H160L161 97V99H159L158 98ZM183 96H185V97H183ZM191 96V97H190ZM210 96V97H209ZM134 97V98H133ZM155 97L156 98H158V99H155ZM164 97V98H163ZM172 97V98H171ZM183 97V98H182ZM211 97H213V100H212V98ZM253 97V98H252ZM256 97H258V98H256ZM125 98H129V100L127 101L126 100V104H125ZM140 98H142V99H140ZM151 98V99H150ZM167 98V99H166ZM171 98V99H170ZM209 98V99H208ZM255 98V99H254ZM123 99V100H122ZM163 99V100H162ZM181 99V100H180ZM208 101H207V100ZM230 102H228L227 100ZM258 99V100H257ZM173 100V101H172ZM180 100V101H179ZM200 100H203V102L201 103V101ZM205 100V101H204ZM225 100V101H224ZM175 101H176V104H175ZM213 101V102H212ZM258 101V102H257ZM261 101V102H260ZM124 103V105H123V103ZM133 102H134V100H133ZM138 102V101H137ZM163 102V103H162ZM171 102V103H170ZM174 102V103H173ZM209 102V103H208ZM210 102H212V103H210ZM247 102H249V103H247ZM148 103V104H147ZM155 103H156V105H155ZM178 103V104H177ZM193 103V104H192ZM207 103V104H206ZM110 104V105H109ZM111 104H113L112 105V107H111ZM116 104V105H115ZM118 104V105H117ZM122 104V105H121ZM131 104V105H130ZM162 104H164V105H162ZM168 104H170L171 106H170V108L171 109H169V107H168ZM216 104V105H215ZM253 104V105H252ZM134 105V104H133ZM141 105V106H140ZM180 105H182L181 107H180ZM189 105H192V107L191 106H189ZM214 105V106H213ZM101 106V107H102ZM121 106V107H120ZM145 107V108H143V107ZM165 106H167V107H165ZM184 106H186L185 108H184ZM211 108H210V107ZM249 106V108L250 109H248V111H250V113L248 112V114H253V112L251 111V107ZM258 106V105H257ZM5 106H4V103H0V131L2 132V134H0V139H2L1 141H0V151L1 150H4L5 152H9V153H11L14 157H17L18 156V154H20L21 153V151L23 150V147H22V145H24L25 146V142H27V137H26V133L23 131L26 127L25 126H28L27 127V129L29 128V131L28 132H32L34 129H35V124H36V122L34 121V119L33 118H30V117H28V118H26L23 122H14L13 120H11V119H7L6 118V116H5V114H4V112L2 111L3 110V108H4ZM139 107V108H138ZM142 107V108H141ZM152 107V108H151ZM191 107V108H190ZM212 107H214V108H212ZM155 108V109H154ZM165 108V109H164ZM193 108V109H192ZM194 108H197L196 110L194 109ZM204 108H205V110H204ZM77 109V108H76ZM73 110V111H71V112H69V113H67L65 116H60L61 117V119H63V121L65 122V120H67V122L69 121V122H72L73 121V119L74 120H79V118L80 117H82L83 115H81V113L83 112L82 110H80L79 108L77 109V110ZM116 109H117V111H116ZM134 109V110H133ZM136 109L138 110V111H136ZM140 109H142V110H140ZM145 109V110H144ZM164 109V110H163ZM212 109H215V110H212ZM227 109V110H226ZM234 109V110H233ZM113 110H115V112L113 111ZM131 110V111H130ZM133 110V111H132ZM144 110V111H143ZM163 110V111H162ZM212 110V111H211ZM217 110V111H216ZM221 110H224L223 112L221 111ZM75 111V112H74ZM104 111H105V113H104ZM109 111V112H108ZM112 111V112H111ZM119 111H121V112H119ZM125 111V112H124ZM143 111V112H142ZM218 111H220V112H218ZM228 111V112H227ZM230 111V112H229ZM236 111V112H235ZM73 112V113H72ZM127 112H128V114H127ZM132 112V113H131ZM161 112V113H160ZM179 112H181V113H179ZM218 114H217V113ZM238 112V113H237ZM100 113V114H99ZM102 113V114H101ZM117 113H119L118 114V116H117ZM207 113V114H206ZM221 113V114H220ZM236 113V114H235ZM240 113V114H239ZM76 114V115H75ZM83 114V113H82ZM99 114V115H98ZM112 114V115H111ZM121 114V115H120ZM135 114V115H134ZM183 114V115H182ZM198 114L199 115H202V116H198ZM233 114V115H232ZM239 114V115H238ZM93 115V114H92ZM104 115V116H103ZM107 115H109V116H107ZM116 115V116H115ZM129 115V116H128ZM140 115V116H139ZM145 115H147V116H145ZM213 115V116H212ZM230 115H232V116H230ZM263 115H264V113H263ZM113 116V117H112ZM128 116V117H127ZM135 116V117H134ZM141 116H144V119H143V117H142V119H141ZM148 116H151V119L149 120V118H148ZM190 118L192 117L191 115H188ZM212 116V117H211ZM230 116V117H229ZM60 117H59V119H60ZM70 117V118H69ZM92 117V116H91ZM122 117H127V119L125 118V119H122ZM154 117V118H153ZM173 118V120H171V118ZM234 117H232V118H234ZM92 118H94V116L92 117ZM148 118V119H147ZM168 118H170L169 120H168ZM200 118V119H199ZM207 118V119H206ZM212 118V119H211ZM138 119H140L139 121H138ZM146 119V120H145ZM155 119V120H154ZM209 119V120H208ZM29 120V121H28ZM141 120H142V122H141ZM154 120V121H153ZM166 120V121H165ZM176 120H178V121H176ZM33 123H32V122ZM98 121V122H97ZM148 121V122H147ZM161 122L160 123V125L158 124V122ZM214 121V122H215ZM28 122V123H27ZM135 122H138V123H135ZM145 122H146V124H145ZM152 122V123H151ZM155 122H157L156 124H155ZM205 122H207V123H205ZM212 123V124H215V126L218 124V123ZM217 122V121H216ZM31 123H32V126H34V127H32V126H30L31 125ZM134 123H135V125H134ZM198 123V124H199ZM18 124H20V125H18ZM96 124V125H95ZM100 124V125H99ZM110 124V125H109ZM124 124H125V126H124ZM148 124H149V126H148ZM154 124V125H153ZM171 124H173V125H171ZM24 125V126H23ZM109 125V126H108ZM141 125V126H140ZM144 125L146 126V127H144ZM177 125V126H176ZM21 126H23V127H21ZM94 126V127H93ZM137 127V129H136V127ZM143 126V127H142ZM149 128H148V127ZM116 127H118V128H116ZM131 127V128H130ZM135 127V128H134ZM141 127V128H140ZM24 128V129H23ZM105 128H107L108 130H106ZM123 128H125L124 129V131H123ZM131 130H130V129ZM152 128V129H151ZM155 128H157V129H155ZM97 129H99L98 131H97ZM101 129V130H100ZM117 130V132H116V130ZM122 129V130H121ZM128 129V130H127ZM147 129V130H146ZM113 130H114V133H113ZM133 130V131H132ZM90 131H91V133H90ZM107 131H110V132H108L107 134H106V132ZM126 131V133H123V132H125ZM128 131V132H127ZM245 131H247V133L248 132H250V129H247V130H245ZM120 134H119V133ZM130 132V133H129ZM141 132V133H140ZM87 133V134H86ZM97 133V134H96ZM109 133H112L113 135L115 134H119L118 135V137L116 136V138H115V136H113L112 134V136L111 135H109ZM121 133H122V137H121ZM132 133V134H131ZM84 134H85V136H84ZM88 134H90V135H88ZM94 134V135H93ZM103 134V135H102ZM106 134V135H105ZM128 134V135H127ZM137 134H138V136H137ZM149 134V135H148ZM88 135V136H87ZM102 135V136H101ZM130 135H132V136H130ZM156 135V136H157ZM104 136H108L107 138L106 137H104ZM112 138H111V137ZM147 136V137H146ZM95 137V138H94ZM103 137V138H102ZM115 139H114V138ZM132 137V138H131ZM134 137V138H133ZM88 138V139H87ZM91 138H93V139H91ZM100 138V139H99ZM142 138V139H141ZM146 138V139H145ZM151 138V139H150ZM82 139V140H81ZM113 141H112V140ZM81 140V141H80ZM94 140V141H93ZM108 140V141H107ZM118 140V141H117ZM19 141V142H18ZM100 141H102V143H104L103 144V146H99L100 145ZM106 141V142H105ZM143 141V142H142ZM147 141V142H146ZM163 141V139H159V140H155V143L156 142H162ZM76 143V144H74V143ZM72 143V144H71ZM91 143V144H90ZM93 143V144H92ZM135 143V144H134ZM140 143H142V145H140ZM81 144H83L84 146H82ZM132 144V145H131ZM137 144V145H136ZM148 144H149V146H148ZM73 145V146H72ZM139 145V146H138ZM145 145H147L146 147H145ZM21 146V147H20ZM80 146H81V148L82 147H85V148H83V149H79L80 148ZM88 146H91V149H90V147H89V151L87 150L88 149ZM94 146V147H93ZM97 146V147H96ZM142 146V147H141ZM99 147V148H98ZM128 147V146H127ZM140 147V148H139ZM87 148V149H86ZM100 148H102V149H100ZM144 148V149H143ZM106 149V150H105ZM111 149V150H110ZM113 149V150H112ZM133 150L135 151V153L133 152ZM137 151V152H136ZM73 152V153H74ZM108 152V153H107ZM107 153V154H106ZM112 153V152H111ZM109 154V155H108ZM90 155V152H89V154L87 155V156H89ZM111 155V156H110ZM108 157V158H107ZM127 157H129V156H127ZM173 157H170V159L169 160H163L161 163H159V165H157V166H152L153 168H152V172L154 171V173H156V174H158V173H160L159 174V176L160 175H162L163 176V173H168L169 172V170H171V173L169 172L168 173V175L170 174L171 176H169L170 178H171V180H172V177H173V175L174 174H177L176 172H178V173H180V176H181V180L183 181V184L185 185L186 184V186H184L185 187V189H186V191L188 190V192H190V194H188V192H186L185 190H184V192L183 191H180V192H178L176 195H178V196H174L173 194H171V196H169V200L167 201V200H165V199H161L162 197H161V194L158 192V189H156L157 188V185L159 184V182L160 181H157L158 182V184L156 185V183L157 182H155L156 180H161L162 179V176H161V178L159 177V176H157V178L158 179H156V180H151L153 183H150L151 185H148L149 183H147V182H149V181H146V180H144V178L145 179H147L146 177H148L147 175H148V173H145V169H143V171H142V174L143 175H145L146 177H142L141 179H143V180H141V182H143L142 184H140V187L143 189V191L141 190V193L143 194H141L140 193V197L138 196V198H136L137 199V201H135L132 197H130L131 199V201H129L130 203H132V205L133 206H135V207H139L140 209L139 210H143L144 208H146V206L147 205H149L150 204V202L152 201L153 202V204L155 203V202H160V203H158V204H160V206L162 205H164V206H166V207H168L169 209H170V211H169V216L170 217H172V218H174V217H176V214L177 215H179V214H182L183 212H185V214H186V217L188 218V223L189 224H192L193 223V218L194 217H196L197 215L198 216H200V218L202 219V220H205L204 218H206V216L208 215V213H210L209 211L211 210V203H210V201L212 202V200L210 199V197L208 196V198H206V200H205V197H207V196H205L206 194H208V191H209V193L210 194H212V193H214V191H215V193L214 194H212L213 196H214V198H216V197H219V199H221V201L224 203L225 201V205L226 206H228L229 208H228V212L229 213H227V216L229 217V215L231 214V216L229 217V226H232V227H229L228 226V229L230 228V230H228V229H226L227 230V232L225 231V235H226V233H227V236H226V238L229 240V243L228 244H226V242H228V240L226 239H224L223 237H222V235H221V237H220V239L222 238V240H221V242L223 243V239H224V241H226L225 242V244H223L222 245V243L220 242V240L218 241V238H217V240H216V243L214 242L213 243V245L212 244H210V246H212V248L210 247V246H208V248L210 247L211 248V250H210V248L208 249L209 251H211L212 253H214L215 255V257L217 258V259H221V258H223V259H221L222 260V262H223V264H241V261H242V264H257V261H258V264L260 263V261H264V212H260V211H264V202H263V200H264V189H261L260 188V186H259V183H258V181H256V178H255V176L254 175H252V174H248V175H242V174H239V173H237V174H235V175H232L231 174V169L229 168V169H227L226 167H227V164H224V163H222L221 161H219V160H207V161H189V162H185V161H182V160H180V159H177V157H174V159H172ZM112 159V160H111ZM9 160V157L7 156V158L5 159V161H8ZM15 161V160H14ZM14 161H11V162H8V164H7V166H10V165H13L14 164ZM114 161H116V162H114ZM168 161V162H167ZM133 162V163H132ZM13 163V164H12ZM114 164V165H113ZM128 167V166H127ZM186 167V168H185ZM112 168V167H111ZM157 168V169H156ZM160 168H163L162 170H158V169H160ZM199 168V169H198ZM179 169V170H178ZM185 169V170H184ZM201 169H202V171H201ZM182 170V171H181ZM161 171V172H160ZM168 171V172H167ZM176 171V172H175ZM182 173H181V172ZM184 171V172H183ZM192 171V172H191ZM194 171V172H193ZM172 172H173V174H172ZM175 172V173H174ZM187 172V173H186ZM147 174V175H146ZM201 174V175H200ZM122 175H124V177H125V174L122 172L121 174H119V176H118V178H117V180L120 178V176L121 177H123ZM193 175V176H192ZM195 176V177H194ZM150 177V176H149ZM194 177V178H193ZM100 178H102V177H100ZM205 178V179H204ZM3 179H5V178H3ZM2 178H1V180H3ZM99 179V178H98ZM122 180H125L126 179V177H125V179H123V178H121ZM121 179H119V184L117 183V182H114L115 184H118V185H115L114 183V185L111 183H108V185H105V186H108V188H105L106 190H109V193H108V191H106V193H108L107 195L109 196L110 195V197H115L117 194L115 193V191H117L118 189H119V187H122V186H124V182H122L121 181ZM239 179V180H238ZM101 180V179H100ZM147 180H149V178L147 179ZM192 180H194L193 182H195L196 184H197V186H196V184L194 183L193 184V182H192ZM196 180V181H195ZM204 180V181H203ZM213 180V181H212ZM94 181V180H93ZM244 181H247V184H246V182H244ZM3 182L4 181H2V183L1 184H3ZM89 182V181H88ZM88 182L84 185V187H86V188H89L88 190L86 189V188H84V187H82V188H84V190H80V196H81V198L82 197H84L82 200L86 203L87 201V204H85V205H88L89 207L90 206H92V204H93V201H91V199L92 198H90V197H94L93 196V194H91V193H94V195H98V196H100V194H98V190H99V192L100 191H103V189H104V187L102 188V186L101 185H99V184H101L98 180H95V182H89V185H88ZM97 182H99V184L97 183ZM122 184H121V183ZM126 182V181H125ZM145 182L147 183V185L145 184ZM198 182V183H197ZM200 182V183H199ZM239 182V183H238ZM91 184V185H90ZM95 184V185H94ZM192 184V185H191ZM206 184V185H205ZM211 185L212 184V186H208V185ZM214 184V185H213ZM94 185V186H93ZM102 185H104L103 183H102ZM113 185V186H112ZM193 185H195L194 187H195V189L193 188ZM199 185H201V188L199 187ZM92 186V187H91ZM118 186V187H117ZM126 186V185H125ZM151 186V187H150ZM188 186H189V188H188ZM192 186V187H191ZM208 186V187H207ZM259 186V187H258ZM91 187V188H90ZM99 187H101L100 189H99ZM110 187L112 188L111 189V191L113 190V188H117L116 190H113L112 192H110ZM199 188L198 190H197V188ZM212 187V188H211ZM230 187H233V188H235V191L233 192V194H232V192H231V188ZM97 188V189H96ZM206 188H209V189H206ZM94 189V190H93ZM120 189H122V188H120ZM222 189H223V192H222ZM225 189V190H224ZM191 190V191H190ZM194 190H196V191H194ZM214 190V191H213ZM217 190H218V192H217ZM90 191V192H89ZM194 191V192H193ZM211 191V192H210ZM226 191V192H225ZM260 191H262V192H260ZM87 194V195H85V193ZM192 192V193H191ZM196 192V193H195ZM221 192V193H220ZM245 192H247L246 194H245ZM96 193V194H95ZM103 193H105V190H104V192ZM120 193V192H119ZM145 193V194H144ZM216 193H218L219 194V196H218V194H217V196L215 195ZM224 195H223V194ZM91 194V195H90ZM116 194V195H115ZM188 194V195H187ZM197 196H196V195ZM96 195V196H97ZM220 195H222V197L220 196ZM240 195H243V196H241L240 197V199L238 198ZM90 196V197H89ZM123 196H128V194L126 195H123ZM198 196H200V197H198ZM170 197H171V199H170ZM86 198H88V199H86ZM95 198H97V197H95ZM250 198H252V200L254 199V200H256V201H252V200H250ZM87 201H86V200ZM174 199H175V201H174ZM208 199V200H207ZM238 199V200H237ZM132 200H134V202H132ZM139 200V201H138ZM174 201V202H172V201ZM210 200V201H209ZM146 202V204H145V202ZM208 201V202H207ZM259 201H261L262 203H257V202H259ZM142 202V203H141ZM162 202H164V203H162ZM147 203H149V204H147ZM135 204V205H134ZM138 204H140V206H138ZM210 204V205H209ZM84 205V207L85 208H88V206H85ZM137 205V206H136ZM141 205H142V207H141ZM144 205V206H143ZM83 207V204H81V205H79V208H81L80 210H78L81 214H82V212H85L87 209H83L82 208ZM144 207V208H143ZM244 207V208H243ZM246 207V208H245ZM235 209V210H234ZM229 210H231V211H229ZM233 210V211H232ZM242 212H241V211ZM246 210V211H245ZM255 210V211H254ZM260 210V211H259ZM258 211L260 212V213H262L261 215L258 213ZM229 214V215H228ZM233 215H234V217H233ZM260 215V216H259ZM239 216V217H238ZM245 216V217H244ZM260 217V218H259ZM239 218H241V219H239ZM252 219V220H251ZM231 220V221H230ZM233 220H235V221H233ZM238 220H240V221H238ZM262 220V221H261ZM232 222H234V223H232ZM245 222V223H244ZM235 223H237V224H235ZM263 223V224H262ZM127 226L129 225V223H127L126 224ZM246 225V226H245ZM259 225V226H258ZM121 226V225H120ZM243 226H245V227H243ZM122 227V226H121ZM124 227H126V226H123L122 228H124ZM255 227V228H254ZM260 227V228H259ZM242 228V229H241ZM251 228V229H250ZM259 228V229H258ZM78 229L80 230V229H82V227L80 226V227H78ZM247 229V230H246ZM158 230H160V231H163L164 229H158ZM242 232H241V231ZM257 230V231H256ZM262 230V231H261ZM159 231V232H160ZM233 232L232 233V237H228V232ZM245 231V232H244ZM247 231V232H246ZM80 232V231H79ZM121 232H123V230H121L120 231V233ZM155 233L157 232V235H158V231H154ZM164 232H165V230L163 231V233L162 232H160V236L159 237H161V238H159L158 237V239H159V242L160 241H162V243L164 242L165 243V238H167V237H165V236H163L164 235ZM229 232V233H230ZM240 232V233H239ZM254 232H256V234L254 233ZM80 233H82V232H80ZM79 233V234H80ZM231 233H230V235L229 236H231ZM239 233V234H238ZM248 233V234H247ZM119 234V233H118ZM126 234V233H125ZM125 234H123V233H121V235H122V237L123 238H126V236L127 235H125ZM166 234V233H165ZM244 234V235H243ZM247 234V235H246ZM255 234V235H254ZM263 235V237H262V235ZM225 235H223V236H225ZM253 236V237H252ZM255 236V237H254ZM260 236V237H259ZM84 237H87V235H85V236H81V237H79L77 240L78 241H87V240H90L92 237H87L86 239H84ZM82 238V239H81ZM230 238V239H229ZM261 238V239H260ZM164 239V240H163ZM237 239V240H236ZM248 241H247V240ZM236 240V241H235ZM242 240V241H241ZM245 240V241H244ZM251 240H252V242H251ZM217 241L219 242V244L217 243ZM246 241L249 243L250 242V244H247L246 243ZM162 244V245H166V244ZM231 243V244H230ZM92 244H93V247L95 248V245H94V243L92 242ZM125 243L123 242V244H122V246H125L124 245ZM215 244H218V245H216L215 246ZM230 244V245H229ZM233 244H235L234 246H240V247H234L233 246ZM259 244V245H258ZM229 245V246H228ZM126 246H128V244L126 243ZM218 246H220V248L218 247ZM222 246V247H221ZM216 247H217V249L218 250H216ZM233 247H234V249H233ZM242 247V248H241ZM94 248L93 249H91V250H89L91 253H93L92 252V250H94ZM236 248H238L236 251H235V249ZM240 248V249H239ZM263 248V249H262ZM83 249H85L84 247H83ZM215 249V250H214ZM230 249V250H229ZM255 249V250H254ZM115 249H113V250H110L109 252H111L110 254H113L112 252L114 251ZM235 252H237V253H233L234 251ZM259 250V251H258ZM95 251V250H94ZM216 251H217V253H216ZM232 252V254H231V252ZM241 251V252H240ZM243 251V252H242ZM263 251V252H262ZM210 252V253H211ZM222 252L224 253V254H222ZM229 252V253H228ZM85 253V254H84ZM90 253V254H91ZM95 253L96 252H94L92 255H95ZM116 253V250L114 251V254ZM227 253V254H226ZM83 254L84 255H87V253L86 252H83ZM133 254V253H132ZM131 254V256H133ZM233 254H236V256L235 255H233ZM135 255V254H134ZM222 255V256H221ZM226 255V256H225ZM229 255H231V256H229ZM241 255H243V257L241 256ZM250 255V256H249ZM110 256V255H109ZM108 256V257H109ZM138 255H136V257H137ZM218 256V257H217ZM227 257V258H225V257ZM233 256H235L234 258H233ZM241 256V257H240ZM245 256V257H244ZM108 257H106L107 258V260H108ZM136 257H133V258H136ZM239 257V258H238ZM255 257V258H254ZM103 258V257H102ZM101 257H98V259H100V262H104V261H106V259L104 260V258L102 259ZM127 258V257H126ZM231 258H232V260L234 259L235 261L233 262L232 260H231ZM237 258H238V261H236L237 260ZM263 258V259H262ZM224 259H226L225 261H224ZM255 259V260H254ZM258 259V260H257ZM249 260V261H248ZM252 260H254V261H252ZM231 261V262H230ZM221 262V261H220ZM219 262V263H220ZM250 262V263H249ZM264 263V262H263ZM125 264V263H124ZM222 264V263H221ZM262 264V263H261Z\"/></svg>",
    "mask_w": 264,
    "mask_h": 264
},
{
    "label": "snow or ice",
    "instance_id": "3",
    "mask_svg": "<svg viewBox=\"0 0 264 264\" xmlns=\"http://www.w3.org/2000/svg\"><path fill=\"white\" fill-rule=\"evenodd\" d=\"M0 7H3V4L2 3H0Z\"/></svg>",
    "mask_w": 264,
    "mask_h": 264
}]
</instances>
